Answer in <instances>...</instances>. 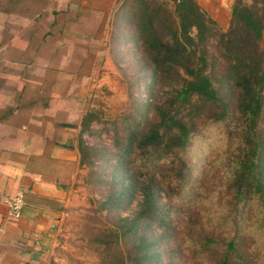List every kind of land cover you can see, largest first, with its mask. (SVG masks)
Here are the masks:
<instances>
[{"label":"trees","instance_id":"1","mask_svg":"<svg viewBox=\"0 0 264 264\" xmlns=\"http://www.w3.org/2000/svg\"><path fill=\"white\" fill-rule=\"evenodd\" d=\"M83 1L0 0V13L3 15L0 21V57L27 66L40 58L43 67L38 72L33 67L32 71L24 69L16 74L0 58V88L15 93L14 102L6 105H3L4 96L0 94V120L10 117L17 109L55 104L59 93L56 89L43 86L50 75L54 74L57 81L61 80L62 74L75 78L80 76L77 78L80 82L81 76L88 74V65L101 48L97 35L107 14L83 4ZM134 1L116 0L112 10L118 18L115 27H124L125 32L130 29L132 38L140 40L145 54L142 57L143 69L148 75L158 74L159 89H168L157 96L161 98L154 105V116L148 128L140 136L137 130L131 133L128 146L131 149L150 148V154L183 152L188 149L191 136L197 131L199 116L219 108L210 121H234L235 128L241 132L237 136L236 170L233 172L232 165L225 179L236 182V200L223 216L228 217L230 222H238L236 217L240 216L238 207L241 201H248L251 205L255 202L260 217L261 264H264V50L260 44L264 22L252 6L242 5L237 0L233 3L225 28L220 27L196 0H166L165 10L162 7L150 8L148 0H141L142 7L134 11L132 23L131 4ZM169 1L172 2L170 11ZM161 22L172 24L170 38L158 33L157 24ZM215 36L218 37V49L214 59L208 63L205 60L209 51L207 44ZM181 68L182 74L179 72ZM180 108H186L188 117L179 113ZM194 113H197L196 116L191 118ZM95 116L96 113L86 107L77 108L72 117V127H79L77 146L80 154L78 160L72 161L77 162L80 169L88 162V151L93 148L85 134L92 133L91 123ZM65 120L57 122L68 124ZM138 138H142V143L136 145L134 142ZM120 162L124 167L127 164ZM186 168L187 163L182 158L177 172L165 175L168 181L175 180L167 184L159 183L158 176L152 171L147 186L142 185V205L134 217L137 223H153L157 212L155 201L161 189L170 195L169 209L176 208L173 203L176 198L167 189L173 186L172 183L182 185L187 177ZM133 178V185L138 186L140 179L136 175ZM223 205L226 203L219 200L217 208L212 211L213 217L222 216L220 208ZM162 234L165 235L164 232ZM203 239L204 249L217 247L215 233L207 239L205 235ZM135 241L143 248L135 251L136 262L133 264H154L158 249L156 238L140 234ZM234 244L232 238L220 264L230 262ZM176 250H179L178 243L173 252ZM173 254L176 255L175 252ZM184 259L181 264H192L188 256ZM173 263H178L175 257Z\"/></svg>","mask_w":264,"mask_h":264},{"label":"rangeland","instance_id":"2","mask_svg":"<svg viewBox=\"0 0 264 264\" xmlns=\"http://www.w3.org/2000/svg\"><path fill=\"white\" fill-rule=\"evenodd\" d=\"M165 1L148 0L149 7L165 10ZM237 1L252 6L264 22V0ZM167 4L170 11L172 2ZM131 5L133 23L134 11L142 7L141 0ZM115 16L111 11L104 19L107 26L97 35L101 48L89 62V72L80 80L78 90L71 92L77 82L69 79L62 95L69 96L80 110L88 107L96 116L91 123L92 133L85 134L93 148L88 151V162L75 177L71 206L46 245L48 264H133L135 251L143 248L135 244L140 234L153 235L157 240L154 264H174V257L181 264L184 256L192 264H220L232 238L236 245L228 264H261L263 248L259 246L260 217L255 202L251 205L241 201L238 222H230L223 216L236 200V182L225 179L232 165L233 172L236 170L237 136L241 132L234 121H210L219 108L199 116L197 131L183 152L150 154V148L128 146L131 133L137 130L140 136L148 128L154 105L161 98L157 96L168 88L159 89L158 74L148 75L143 69L145 54L140 40L132 38L130 29L125 32L124 27H115L118 22ZM219 19V25L223 26L225 17ZM171 26L165 22L157 24L158 33L170 38ZM217 39L215 36L208 41L209 51L205 55L208 63L218 49ZM260 44L264 50V32ZM42 69L35 64V71ZM179 72L182 74L183 68ZM179 113L188 117L186 108H180ZM141 140L138 138L134 143L139 145ZM182 158L187 163L186 180L180 186L172 183L167 189L176 198L173 199L176 208L169 209L170 195L161 189L155 201L157 212L153 223H137L134 217L142 205V185L147 186L152 171L161 184L175 182L168 181L165 175H174ZM120 161L127 163L125 167ZM133 175L140 179L138 186L132 183ZM219 200L226 205L220 208L222 216L215 218L212 211ZM211 233H215L217 247L204 249L203 237L206 235L207 239ZM177 243L179 250L174 251V256Z\"/></svg>","mask_w":264,"mask_h":264},{"label":"crops","instance_id":"3","mask_svg":"<svg viewBox=\"0 0 264 264\" xmlns=\"http://www.w3.org/2000/svg\"><path fill=\"white\" fill-rule=\"evenodd\" d=\"M196 1L218 24L219 18L225 17L220 27L228 25L235 0ZM115 2L84 0L83 4L108 14ZM105 26L103 21L100 31ZM0 58L16 74L24 69L32 71L35 64H42L40 58L28 66ZM55 78L53 74L43 82V86L59 93L55 104L17 109L10 117L0 120V264H48L46 245L71 206L72 186L80 171L78 163L72 161L80 157L79 127L75 129L71 125L78 107L69 96L62 95L69 79L77 82L71 92L77 91L80 82L66 74L61 75V80ZM0 94L4 96L3 105L14 102L13 91L0 88ZM64 118L68 124L57 122ZM19 190L25 192V203L21 217L12 219L7 215L5 198Z\"/></svg>","mask_w":264,"mask_h":264},{"label":"built area","instance_id":"4","mask_svg":"<svg viewBox=\"0 0 264 264\" xmlns=\"http://www.w3.org/2000/svg\"><path fill=\"white\" fill-rule=\"evenodd\" d=\"M5 203L8 206V217L12 219L20 218L25 203V192L19 190L13 196L5 198Z\"/></svg>","mask_w":264,"mask_h":264}]
</instances>
